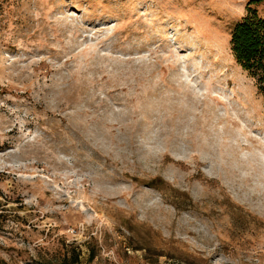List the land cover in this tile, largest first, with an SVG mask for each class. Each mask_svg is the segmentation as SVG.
I'll use <instances>...</instances> for the list:
<instances>
[{"label": "rangeland", "instance_id": "obj_1", "mask_svg": "<svg viewBox=\"0 0 264 264\" xmlns=\"http://www.w3.org/2000/svg\"><path fill=\"white\" fill-rule=\"evenodd\" d=\"M247 8L0 0V264H264V101L229 46Z\"/></svg>", "mask_w": 264, "mask_h": 264}, {"label": "trees", "instance_id": "obj_2", "mask_svg": "<svg viewBox=\"0 0 264 264\" xmlns=\"http://www.w3.org/2000/svg\"><path fill=\"white\" fill-rule=\"evenodd\" d=\"M246 13L230 33V53L264 101V19L249 8Z\"/></svg>", "mask_w": 264, "mask_h": 264}, {"label": "bare ground", "instance_id": "obj_3", "mask_svg": "<svg viewBox=\"0 0 264 264\" xmlns=\"http://www.w3.org/2000/svg\"><path fill=\"white\" fill-rule=\"evenodd\" d=\"M194 66L195 65H193V67H192L193 73H194ZM180 72H182L183 76L191 84L193 90H195L197 88V79L195 78L194 80H192L189 78L188 73H190V70H187L184 66H182V68L180 69ZM200 91H202L201 92L202 94L204 93L203 90L200 89ZM205 95H206V91H205ZM207 96H209V99H212V101H213V99L216 100L217 103L220 104L224 110H237V109L233 108V106H231L230 99H228V93L226 92L225 89H223L220 86L214 88L213 90L207 91ZM238 106H240V104ZM230 112L231 111H224V114L228 115V117H231L232 119L236 120L238 118L236 113L235 112L230 113ZM244 128L245 127H243L242 131L244 134H246V131H245L246 129H244Z\"/></svg>", "mask_w": 264, "mask_h": 264}]
</instances>
